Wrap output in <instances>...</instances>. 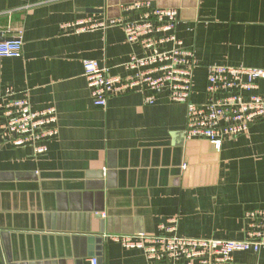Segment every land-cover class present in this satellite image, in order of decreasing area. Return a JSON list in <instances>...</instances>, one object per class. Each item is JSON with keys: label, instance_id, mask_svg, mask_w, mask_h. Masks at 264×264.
<instances>
[{"label": "crops", "instance_id": "crops-1", "mask_svg": "<svg viewBox=\"0 0 264 264\" xmlns=\"http://www.w3.org/2000/svg\"><path fill=\"white\" fill-rule=\"evenodd\" d=\"M136 1L0 0V40H23L19 57H0V102L26 92L33 110L57 109L59 127L43 154L0 129V264H150L106 235L159 234L177 218L184 235L243 239L246 212L264 209V118L216 148L186 138L187 105L168 92L153 104L140 91L94 103L83 60L124 76L143 50L119 25H62L135 17L121 5ZM144 1L178 11L177 35L195 51L193 101L206 99L208 65L264 68V0ZM235 257L264 264V249Z\"/></svg>", "mask_w": 264, "mask_h": 264}, {"label": "built area", "instance_id": "built-area-1", "mask_svg": "<svg viewBox=\"0 0 264 264\" xmlns=\"http://www.w3.org/2000/svg\"><path fill=\"white\" fill-rule=\"evenodd\" d=\"M137 11V16L119 15L109 21L78 19L62 26L66 31L119 25L131 43L139 44L141 55L124 63L127 75H112L107 66L94 58L83 60L84 76L96 105L106 106L110 96L140 91L144 102L153 104L156 96L168 92L169 98L187 105V139L204 138L220 148L226 138L250 131L252 123L264 118V93L252 92L264 79V68L211 64L207 66L206 99H191L196 68L195 51L178 37V11L170 7L152 8L140 0L121 5ZM22 33L0 40V57L22 54ZM8 91L0 102L5 122L0 125L3 140L15 146H30L37 154L48 151L47 140L59 133L57 109L53 106L33 110L27 93L13 97ZM187 165L184 164V167ZM248 234L243 239L189 236L179 233L177 218H171L164 232L111 233L106 235L124 248L145 252L150 264H262L238 260L237 252L260 253L264 249V209L246 212ZM92 264H98L93 258Z\"/></svg>", "mask_w": 264, "mask_h": 264}, {"label": "trees", "instance_id": "trees-1", "mask_svg": "<svg viewBox=\"0 0 264 264\" xmlns=\"http://www.w3.org/2000/svg\"><path fill=\"white\" fill-rule=\"evenodd\" d=\"M6 38V37H5ZM4 39V38H3ZM185 43V42H184ZM23 51V50H22ZM19 57V56H18Z\"/></svg>", "mask_w": 264, "mask_h": 264}]
</instances>
